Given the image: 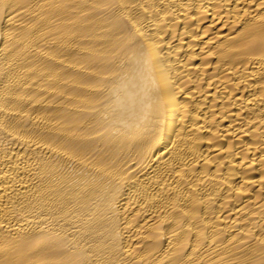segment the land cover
<instances>
[{"label": "bare ground", "instance_id": "bare-ground-1", "mask_svg": "<svg viewBox=\"0 0 264 264\" xmlns=\"http://www.w3.org/2000/svg\"><path fill=\"white\" fill-rule=\"evenodd\" d=\"M0 264H264V0H0Z\"/></svg>", "mask_w": 264, "mask_h": 264}]
</instances>
